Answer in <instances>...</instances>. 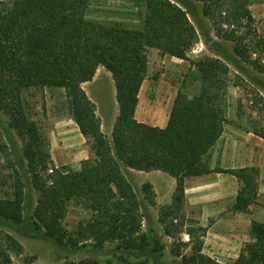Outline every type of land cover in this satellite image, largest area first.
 <instances>
[{"label": "trees", "instance_id": "trees-1", "mask_svg": "<svg viewBox=\"0 0 264 264\" xmlns=\"http://www.w3.org/2000/svg\"><path fill=\"white\" fill-rule=\"evenodd\" d=\"M255 1L264 5V0H134L142 5L140 29L88 18L87 0H10L8 5L0 1V112L20 140L24 160L13 184V198H0V220L11 226L24 223V175L36 194L30 217L36 235L64 247L76 248L87 240L98 245L114 240L130 248L142 230L143 215L125 170H159L175 179L172 201L159 218L169 234L173 222L165 219L171 214L179 217L184 181L215 169L210 167L209 158L227 120L231 67L264 89L259 76L264 73L260 62L264 35L253 27L249 8ZM206 21L218 40L211 37ZM198 39L207 43L214 56H188ZM222 41L233 43L231 52ZM148 48L187 61L196 71L192 76L198 90L186 91L184 78L164 127L134 116ZM98 67L110 73L115 87L118 114L110 136L101 130L95 104L81 86L93 78ZM44 88L62 89L72 120L80 130L91 133L92 155L82 160L78 170L49 168L43 136L24 98L31 89ZM263 104L264 98L257 95L250 107L259 112ZM242 114L239 105L237 117ZM248 124L250 132L264 139L261 120L250 118ZM221 171L241 182L232 211L247 212L257 195L258 168ZM144 187L147 200L152 202L151 186L146 183ZM71 202L88 210L90 217L70 233L62 226V219ZM187 221L194 224L183 228L191 252L179 254L176 264H264V222L252 221L251 240L233 261L220 263L202 252L206 227L197 219ZM182 224L179 221L176 229ZM8 250L20 252L21 246L9 236H1L0 264H12ZM155 252L153 248L151 253Z\"/></svg>", "mask_w": 264, "mask_h": 264}, {"label": "rangeland", "instance_id": "rangeland-1", "mask_svg": "<svg viewBox=\"0 0 264 264\" xmlns=\"http://www.w3.org/2000/svg\"><path fill=\"white\" fill-rule=\"evenodd\" d=\"M8 5L10 0H0ZM89 7L87 17L101 23L117 22L121 26L129 29H140L142 27V5L134 0H87ZM252 16L254 18L253 27L258 34L264 35V5L260 1L252 4ZM210 35L214 40H218L211 30ZM227 51L231 52L233 43L222 41ZM157 54L160 57H157ZM214 56V52L209 49L207 43L198 39L188 51V56L198 59L202 55ZM255 58V55H251ZM165 57V58H162ZM169 56L158 49L148 48L146 52L145 77L141 84L140 95L138 93V103L136 106L135 118L145 122L147 111L158 110L165 107L166 98L175 95L178 87L184 78L186 91L194 93L198 90L196 71L187 61L172 60ZM264 65V57L260 60ZM252 73L258 74L255 70ZM102 74L98 76L96 83L81 85L87 91L90 100L95 104V113L101 120V130L110 136L113 123L118 114V106L115 97L114 83L111 75L106 69H102ZM107 74V75H106ZM264 80V73H259ZM264 82V81H263ZM94 84V85H93ZM85 88V89H84ZM113 90V94H111ZM257 95L264 98V89L253 84L252 81L242 73L232 70L229 73V83L226 88V128L228 133L222 142L239 141L238 134L249 131V119L261 120L264 124V104L261 111L251 109V100H257ZM24 98L29 106V115L37 122L38 128L43 136L45 146L50 156L49 168L64 167L66 169L78 170L84 159L91 157L90 149L91 133L89 130H80L69 115L65 106V97L62 89L44 88L40 90L31 89L27 91ZM241 105L242 117H237V107ZM258 105L257 107H259ZM13 142V143H12ZM21 142L8 127L7 118L0 112V198H13L14 181L20 176L24 160L21 156ZM210 155L209 163L211 164ZM257 167V166H255ZM258 168V167H257ZM215 169H219L216 166ZM259 170V168H258ZM125 174L131 181L140 204L143 215L142 230L130 248H125L117 241H106L101 245L92 240L80 243L76 248L64 247L56 244L50 239L35 234L30 225V217L36 203V194L30 189L27 177L23 175L24 204L22 213L24 223L17 226L5 224L0 220V237L6 235L13 238L20 246L21 250H8L12 264H176L180 259L179 254L188 255L191 252L188 236L183 232V228L194 226L187 221V218L197 219L200 213L199 205H188L183 200L179 217H166V221H172L173 227L170 233H165V226L159 221L164 217L163 212L170 205L173 191L169 190L168 178L160 176L155 180L158 184L152 186L149 183L150 175L143 171L133 169L125 170ZM152 176V175H151ZM262 178V179H261ZM161 182H160V181ZM264 183V174L258 176V184ZM151 186L153 193L152 202L145 196V184ZM160 183V184H159ZM258 187V186H257ZM264 193V192H263ZM232 206V205H231ZM231 206L225 207L217 218L229 217L234 214ZM239 217L241 224L250 220L264 222V194H258L255 201L247 213L243 212ZM90 217L88 210L84 209L76 202H71L67 209L62 226L67 232H74L80 221ZM184 218V219H183ZM241 218L242 221H241ZM215 216L209 219L211 224ZM183 222L180 229H176L177 223ZM238 222L239 230L236 236L218 239L216 242L219 249H211L210 257L220 263L233 261L244 245L251 240L249 227L247 232ZM146 239V240H145ZM156 248L155 253H151ZM218 258H220L218 260Z\"/></svg>", "mask_w": 264, "mask_h": 264}, {"label": "crops", "instance_id": "crops-1", "mask_svg": "<svg viewBox=\"0 0 264 264\" xmlns=\"http://www.w3.org/2000/svg\"><path fill=\"white\" fill-rule=\"evenodd\" d=\"M249 8L252 11V4ZM153 51H156L155 55L160 57V55L157 54V50ZM170 59L181 61V59L176 57H170ZM102 69L103 67H98L93 78L90 81L82 83V85L96 83L98 76L103 73ZM140 91L141 88L139 90V95ZM85 92L87 93L86 90ZM111 94H113V90ZM87 95L89 96L88 93ZM174 96L171 94L169 98H166L165 107L162 106L158 110L151 109L147 111L145 114V123L152 126L164 127L167 123L168 113ZM227 133L228 129L226 125H224L223 133L211 152L213 158L210 167L215 168L219 166V169H214L210 174L186 179L184 181L183 194L185 202L188 205L200 206V213L197 216V220L201 226L206 227L202 251L207 253H210L211 249L220 248L221 244L219 245L216 240L231 237V235L236 236L235 234L239 230V217H242L241 214H244L243 212H234V214L229 217L217 218V214L225 210V207L228 205L231 206L233 204L236 195L241 189V182L235 176L222 172L221 169L257 166L259 168L260 177L264 174V139L254 135L250 131H246L242 134H238L239 141L222 142ZM145 174L150 175L148 180L154 188L155 185L158 184V182L155 181L158 179L155 178L160 176L163 177L164 175V177L169 179L167 182L169 190L171 189V191H174L175 179L170 175L159 170L145 172ZM257 191L259 195L264 194V183L260 182L258 184ZM246 213L247 212H245V214ZM214 216L215 220L213 219L212 223L209 224V219ZM242 219L243 218H241V221ZM239 223L241 227L243 226V228H245V232H247L250 220L242 224L241 222ZM219 259L220 258H218V260Z\"/></svg>", "mask_w": 264, "mask_h": 264}]
</instances>
